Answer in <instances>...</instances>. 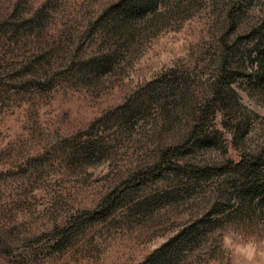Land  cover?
I'll use <instances>...</instances> for the list:
<instances>
[{"label": "rangeland", "instance_id": "rangeland-1", "mask_svg": "<svg viewBox=\"0 0 264 264\" xmlns=\"http://www.w3.org/2000/svg\"><path fill=\"white\" fill-rule=\"evenodd\" d=\"M156 2L0 0V264L264 251V0Z\"/></svg>", "mask_w": 264, "mask_h": 264}, {"label": "trees", "instance_id": "trees-1", "mask_svg": "<svg viewBox=\"0 0 264 264\" xmlns=\"http://www.w3.org/2000/svg\"><path fill=\"white\" fill-rule=\"evenodd\" d=\"M156 4V0H124L122 10L118 14L122 16L123 21L129 22L153 11Z\"/></svg>", "mask_w": 264, "mask_h": 264}, {"label": "clouds", "instance_id": "clouds-1", "mask_svg": "<svg viewBox=\"0 0 264 264\" xmlns=\"http://www.w3.org/2000/svg\"><path fill=\"white\" fill-rule=\"evenodd\" d=\"M232 241L228 236L224 237V244L225 246L231 245ZM238 252H240L244 256V260L246 261V264H257L256 256L259 255L262 258V261H264V251H261L257 253L255 245L249 243L244 247H237L236 249Z\"/></svg>", "mask_w": 264, "mask_h": 264}]
</instances>
